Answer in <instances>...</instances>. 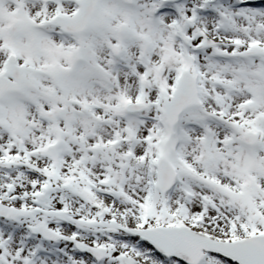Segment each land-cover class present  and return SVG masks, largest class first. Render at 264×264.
<instances>
[{"label":"snow or ice","instance_id":"obj_1","mask_svg":"<svg viewBox=\"0 0 264 264\" xmlns=\"http://www.w3.org/2000/svg\"><path fill=\"white\" fill-rule=\"evenodd\" d=\"M0 264H264V0H0Z\"/></svg>","mask_w":264,"mask_h":264}]
</instances>
